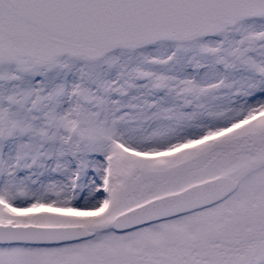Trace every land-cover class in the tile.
Here are the masks:
<instances>
[{
    "label": "snow or ice",
    "instance_id": "snow-or-ice-1",
    "mask_svg": "<svg viewBox=\"0 0 264 264\" xmlns=\"http://www.w3.org/2000/svg\"><path fill=\"white\" fill-rule=\"evenodd\" d=\"M0 264H264V0H0Z\"/></svg>",
    "mask_w": 264,
    "mask_h": 264
}]
</instances>
